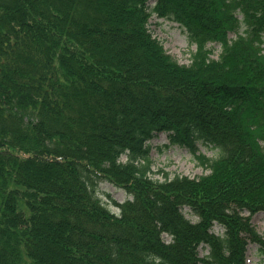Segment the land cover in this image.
Instances as JSON below:
<instances>
[{
    "label": "trees",
    "instance_id": "obj_1",
    "mask_svg": "<svg viewBox=\"0 0 264 264\" xmlns=\"http://www.w3.org/2000/svg\"><path fill=\"white\" fill-rule=\"evenodd\" d=\"M152 15L186 32L188 66ZM160 133L209 174L152 180ZM102 182L131 197L118 215ZM257 213L264 0H0V264H244Z\"/></svg>",
    "mask_w": 264,
    "mask_h": 264
},
{
    "label": "rangeland",
    "instance_id": "obj_2",
    "mask_svg": "<svg viewBox=\"0 0 264 264\" xmlns=\"http://www.w3.org/2000/svg\"><path fill=\"white\" fill-rule=\"evenodd\" d=\"M150 5L153 4L150 2ZM148 31L156 41L162 45L163 51L172 58L177 64L188 66L190 63V56L195 51V46L192 45L186 32L180 28L176 23L168 20H163L152 15L148 20ZM233 34L228 35V39H234ZM208 47L213 51L211 55L212 60H217L220 53V46L217 44H210ZM151 148L149 159L151 161L150 171L152 180L164 181L165 178L173 179L176 176L187 177L189 179H197L209 174V171L201 167L198 161L184 148L170 146L167 135L164 133L158 134L150 142ZM198 153L204 155L208 159H216L219 152L210 146L197 144ZM121 162L125 161L121 157ZM97 195L99 199L106 205L109 211L115 215L119 211L108 204V199L115 203L122 204L126 200H131L130 195L123 189L114 187L113 185L102 182L97 188ZM185 217L197 222V218L189 215L188 209H183ZM247 216V214H244ZM251 224L255 231L264 236V213H257L251 218ZM214 233L218 232V228L214 227ZM222 232L219 230V233ZM165 241H169L166 236L163 237ZM204 255L202 249H199V256ZM246 264H264V258H260L256 254V247L249 245L247 248Z\"/></svg>",
    "mask_w": 264,
    "mask_h": 264
}]
</instances>
